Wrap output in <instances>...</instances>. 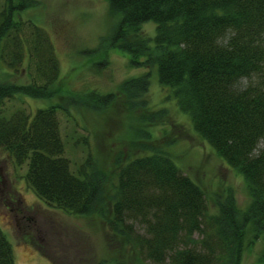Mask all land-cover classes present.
<instances>
[{"label": "trees", "instance_id": "trees-1", "mask_svg": "<svg viewBox=\"0 0 264 264\" xmlns=\"http://www.w3.org/2000/svg\"><path fill=\"white\" fill-rule=\"evenodd\" d=\"M107 1L114 21L94 53L115 48L129 55L132 66L155 67L193 131L243 177L250 205L241 211L227 189L212 213L201 186L168 151L174 142L138 141L141 152L118 161L111 188L87 137L79 141L85 156L72 169L59 117L68 108L7 105L16 96L51 98L59 77L49 36L22 17L31 0H0V60L7 69L24 68L29 78L0 80L1 151L14 167L26 166L24 180L36 197L68 214L104 216L109 231L139 260L241 264L245 249L264 239V0ZM147 22L155 25L152 36L142 32ZM149 78L146 72L120 85L128 111L147 110ZM117 96H102L94 108L111 106ZM84 100L81 106H88L92 97ZM163 110L140 120L156 121ZM259 261L264 263V249ZM0 264H15L1 228Z\"/></svg>", "mask_w": 264, "mask_h": 264}, {"label": "rangeland", "instance_id": "rangeland-1", "mask_svg": "<svg viewBox=\"0 0 264 264\" xmlns=\"http://www.w3.org/2000/svg\"><path fill=\"white\" fill-rule=\"evenodd\" d=\"M31 4L22 17L49 36L59 63V77L51 98L16 96L7 105L27 111L55 104L68 108V113L59 112V117L72 169L74 162H81L85 156L79 141L87 137L97 166L111 178V188L118 161L141 152L138 141L148 137L151 144L165 147L174 142L168 151L182 171L201 186L212 213L218 211L214 202L227 189L232 191L237 208L247 209L251 197L245 180L193 131L189 116L168 96L169 88L158 82L156 68L132 66L129 55L115 48L107 50L106 55L105 51L94 53L114 21L107 0H31ZM154 28L153 22L142 24V32L148 35H154ZM146 72L150 73L145 96L149 106L146 111H128L119 93L120 85ZM28 79L24 68L10 70L0 60V80L26 83ZM110 93L118 95L113 104L95 109L99 99ZM89 96L92 100L88 106H81ZM157 109H164L159 119L141 122L140 116H149ZM25 170V165L14 167L0 149V228L12 247L15 264H152L144 256L139 260L122 237L109 231L104 216L68 214L36 197L24 180ZM7 192L22 200L17 214L7 211ZM263 249L264 239L260 237L245 249L241 264H264L259 261Z\"/></svg>", "mask_w": 264, "mask_h": 264}, {"label": "flooded vegetation", "instance_id": "flooded-vegetation-1", "mask_svg": "<svg viewBox=\"0 0 264 264\" xmlns=\"http://www.w3.org/2000/svg\"><path fill=\"white\" fill-rule=\"evenodd\" d=\"M7 211L14 212L15 214L18 213V205L22 203V200L20 199V196H14V194L11 195L10 192H7L6 197L4 199Z\"/></svg>", "mask_w": 264, "mask_h": 264}]
</instances>
